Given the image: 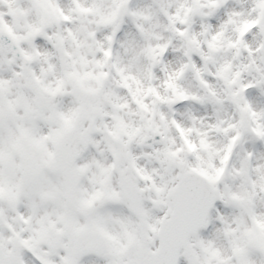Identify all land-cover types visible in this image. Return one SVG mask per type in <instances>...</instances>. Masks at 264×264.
I'll return each mask as SVG.
<instances>
[{
    "label": "snow or ice",
    "instance_id": "6c2138e0",
    "mask_svg": "<svg viewBox=\"0 0 264 264\" xmlns=\"http://www.w3.org/2000/svg\"><path fill=\"white\" fill-rule=\"evenodd\" d=\"M0 264H264V0H0Z\"/></svg>",
    "mask_w": 264,
    "mask_h": 264
}]
</instances>
